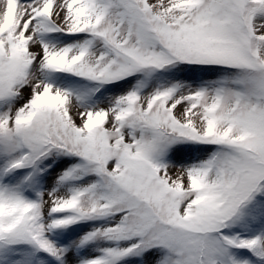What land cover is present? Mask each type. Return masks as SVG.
I'll use <instances>...</instances> for the list:
<instances>
[{"label": "snow or ice", "instance_id": "6c2138e0", "mask_svg": "<svg viewBox=\"0 0 264 264\" xmlns=\"http://www.w3.org/2000/svg\"><path fill=\"white\" fill-rule=\"evenodd\" d=\"M0 264H264V0H0Z\"/></svg>", "mask_w": 264, "mask_h": 264}]
</instances>
